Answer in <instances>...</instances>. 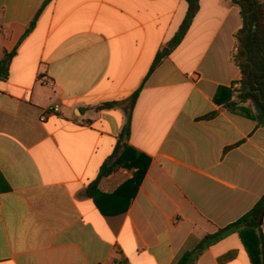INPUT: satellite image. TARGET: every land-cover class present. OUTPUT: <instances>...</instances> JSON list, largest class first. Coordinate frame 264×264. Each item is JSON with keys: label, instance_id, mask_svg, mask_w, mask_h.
Here are the masks:
<instances>
[{"label": "crops", "instance_id": "0c3cea01", "mask_svg": "<svg viewBox=\"0 0 264 264\" xmlns=\"http://www.w3.org/2000/svg\"><path fill=\"white\" fill-rule=\"evenodd\" d=\"M44 1L0 0V60L15 49L0 80V264H175L264 195V129L222 107L240 79L239 9L197 0L170 50L184 0H50L23 36ZM138 89L118 155L143 176L134 190L139 167L119 168L86 197L126 121L95 107ZM194 264L251 263L232 233Z\"/></svg>", "mask_w": 264, "mask_h": 264}, {"label": "trees", "instance_id": "16d2710c", "mask_svg": "<svg viewBox=\"0 0 264 264\" xmlns=\"http://www.w3.org/2000/svg\"><path fill=\"white\" fill-rule=\"evenodd\" d=\"M49 1H44L23 36L27 35L33 28L39 13ZM184 1L188 4V10L178 32L169 43L170 50L180 43L197 10V0ZM230 2L239 9L242 19V27L234 36L235 49L231 56L232 61L240 71V79L236 82L238 89L234 92V98L224 102L222 107L232 113L255 121L258 128L264 129V2L262 0H230ZM14 53L15 49L10 53H5L0 60V80L6 78L9 63ZM158 61L159 58L156 59L152 68ZM138 93L139 89L124 101L104 102L95 107L98 111L121 107L125 112L126 121L118 135L114 152L101 166L97 179L84 190V196L93 197L97 193L99 179L122 167L138 166L140 171L134 175L130 183L134 184V190L139 184L143 176L144 166H139L136 161L125 164L121 156L118 155L119 150L128 148L130 118ZM217 94L214 101L219 103ZM215 115L216 112H212L204 116L203 119ZM262 225H264V195L247 213L236 221L212 234L204 235L198 245L192 251L185 252L175 264H194L208 247L232 233L238 234L251 264H264V232L261 229Z\"/></svg>", "mask_w": 264, "mask_h": 264}, {"label": "built area", "instance_id": "2783aa9c", "mask_svg": "<svg viewBox=\"0 0 264 264\" xmlns=\"http://www.w3.org/2000/svg\"><path fill=\"white\" fill-rule=\"evenodd\" d=\"M231 89L235 92V91L238 89V84H234V85H232V86H231ZM48 113H49V111H47L46 113H44V114L41 116L40 120H44L46 114H48Z\"/></svg>", "mask_w": 264, "mask_h": 264}]
</instances>
